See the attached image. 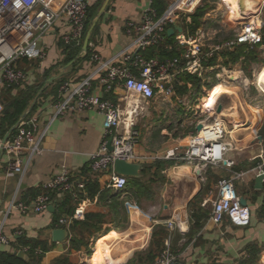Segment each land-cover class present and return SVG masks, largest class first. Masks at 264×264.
<instances>
[{
	"label": "crops",
	"instance_id": "1",
	"mask_svg": "<svg viewBox=\"0 0 264 264\" xmlns=\"http://www.w3.org/2000/svg\"><path fill=\"white\" fill-rule=\"evenodd\" d=\"M44 1L57 9L65 0ZM87 1L89 22L86 25L85 36L89 29L92 30L86 49L83 44L75 49L63 46L61 36L69 27L65 17L61 16L41 40V46L46 52L45 58L41 61L29 59L20 61L19 66L27 73L24 84L6 86L0 75L2 105L0 132L7 127L1 121L5 101L17 97L25 90L31 92L32 97L20 118H36L37 136L40 131L45 130L41 141L42 153L34 155L28 162L27 157L23 156L25 165L23 173H11L8 168V155L0 154V226L10 241L8 245H0V250L14 251L16 240L19 237H27L47 243L48 250L41 255L36 264H156L166 248L176 257L175 264H263L264 197L262 187L257 188L260 175L254 170L257 162L255 158L264 150V135L257 134L263 119L260 115L259 120L255 122L253 111L258 110L261 114V106L252 104L253 97L247 91L255 83L259 87V81L264 75V70L257 72L255 83L250 81L257 60L252 57L258 55L257 51L264 47V43L256 44L253 47L256 53L248 59L244 53H238L239 49L235 54L239 56H235L234 61L229 60L231 56H228V50L219 51L212 59V64H216L214 60L217 58V64L210 70L206 69L202 76L181 73L176 76L175 90L169 100L157 98L150 102L145 115L139 117L137 121L136 127L140 137L136 152L139 156L163 154L166 149L177 144L184 145L189 136L201 131L196 130L198 124L207 125L211 118L216 117L223 118L224 121L227 118L225 121L227 128L233 127L231 141L235 147L233 146L226 154V158L232 163L230 166L220 164L203 169L191 165L190 174L182 168L188 164L185 162L164 158L135 162L141 165L140 176L137 178L141 179L147 191L150 190V180L146 181V176H150L153 181L157 177L165 179L158 192L155 191L153 194L149 191L150 199L140 198L138 203L132 195L133 188L128 184L123 191L110 188L107 186L105 174H93L90 171L89 154L97 151L101 143L104 132L103 115L95 109H88L80 113L68 111L53 117L52 103L58 97L59 86L66 81L77 83L79 79L93 72L97 67L91 59L93 53H97L104 60L116 56H118L116 60H120V53L133 39V34H128L125 30L126 23H139L143 10L150 2V0ZM164 1L168 4L172 0ZM203 1L199 7H203L204 13L198 19L197 25L191 22V14L186 28L183 26L182 31L189 36H195L197 33L202 35L207 45L233 40L241 24L249 20L264 27V0H252V8L250 7L243 16L240 14L239 6L238 11L233 9L231 0H220L212 7H204ZM212 25L227 30L232 28V34L226 39L215 41L216 33L214 34L210 28ZM167 37L171 39L167 40ZM167 37L162 45L146 50L145 58L163 59L178 56L180 51L176 46L174 34ZM242 45L244 44L235 46L230 52ZM94 83L96 84L97 80ZM217 84L233 90L234 94L220 97L224 96L232 103L234 101L236 107L231 109L230 106L228 111L219 97L213 110L207 108L205 99H208L206 97L209 90L213 86L215 90ZM103 97L119 103L121 90L105 93ZM122 104L120 102V105ZM218 107L221 108L220 111ZM234 108L238 112L236 117L220 114L223 111L232 112ZM183 122H189L192 130L183 138L177 137L173 126ZM11 127L4 132L3 137L12 130ZM259 136L262 138L259 139ZM157 161L164 162L161 169L155 170L152 167L150 172L142 173L144 167ZM63 165L71 171L73 179H83L85 184L89 181L97 183L98 190L92 197L87 194L85 185V194H82L81 199L85 202L81 217L73 216L81 200L78 202L69 200L68 205L63 206L68 194L56 196L48 206L51 208L38 214H23L18 210L6 214L13 197L30 201ZM240 172L244 175L235 181V188L249 208L251 215L249 225L235 226L227 218L217 225L209 222L207 217L211 202L216 196L217 182L221 178ZM152 174L154 175L151 176ZM152 195L154 199L151 201ZM71 206L73 212L70 215L67 209ZM146 206L149 207L147 211L144 209ZM132 210L141 218L140 222L132 221ZM60 218H65L67 224H60ZM73 220L84 221L85 225H75L71 228ZM168 221L173 223V229L167 227ZM145 226L150 227L148 231H144ZM157 227L162 230L164 236H154L153 229ZM56 228L67 231L65 241H53L52 231ZM115 230L125 233L126 237L112 246L110 258L104 257L100 261H94L97 254L102 251L100 243ZM71 237L81 240L82 244L73 248L70 245ZM162 243L163 250L159 257L152 255L146 258V250L151 245L161 246ZM17 251H23L24 259H28L25 249H16L15 252Z\"/></svg>",
	"mask_w": 264,
	"mask_h": 264
},
{
	"label": "built area",
	"instance_id": "2",
	"mask_svg": "<svg viewBox=\"0 0 264 264\" xmlns=\"http://www.w3.org/2000/svg\"><path fill=\"white\" fill-rule=\"evenodd\" d=\"M202 1L172 0L162 13H158L153 0H150L139 23H126L125 30L128 34H133V39L120 53V60H116L118 56L104 60L97 53H93L91 59L97 64L93 72L79 79L77 83L66 81L59 86L58 97L52 103L53 117L68 111L80 113L88 109H95L103 115V136L97 151L89 154V166L93 174L106 175L107 186L110 188L123 191L128 184V178L114 170L117 159L135 163L164 158L190 163L203 169L207 166L232 164L226 154L233 148V128L228 130L226 122L217 117L210 124L203 125L200 131L203 135L199 132L189 136L184 145L177 144L166 149L163 154L139 156L136 152L140 137L136 127L139 117L145 115L151 101L157 98L169 100L172 97L176 76L189 73L200 77L206 69L210 70L217 64V58L214 60L216 64H212V59L219 51L230 52L240 44L253 48L262 42V26L249 20L241 24L233 40L222 44L207 45L204 37L198 33L189 36L184 31H175L174 38L180 51L178 56L145 58L146 50L164 43L167 29L180 24L184 30V23L190 20L189 15L196 11ZM88 13L87 0H65L57 9L44 0H0V75L3 83L6 86H20L26 82L27 73L19 66L20 61H41L45 58L46 52L41 46V40L61 16L65 17L69 27L61 36L63 46L80 47L85 38ZM116 89L121 90L119 103L103 97L105 93ZM259 91L264 95L261 89ZM120 102L123 104L120 105ZM1 110L0 104V112ZM36 121V118L22 117L8 133L6 140L0 136V154L8 155V168L11 173L24 172L23 156L27 157L28 162L43 151L41 141L45 130L40 131L37 136ZM109 143L111 151L108 149ZM255 159L257 162L254 170L262 176L261 191L264 197V150ZM243 175L242 172L234 173L217 182L216 196L211 202L207 217L209 222L217 225L227 218L235 226L249 225V208L241 203V196L235 188V181ZM63 194H68L77 202L85 194V181L73 179L71 171L64 165L42 185L30 201L13 197L6 214L13 210L23 214L41 213L47 210L56 196ZM83 203L85 202L81 200L75 208L74 217L82 216ZM59 223L67 224V220L60 218ZM167 227L173 229V223L168 221ZM8 244L10 241L0 226V245ZM23 249L26 250L27 247ZM175 262L176 257L166 250L156 264Z\"/></svg>",
	"mask_w": 264,
	"mask_h": 264
},
{
	"label": "trees",
	"instance_id": "3",
	"mask_svg": "<svg viewBox=\"0 0 264 264\" xmlns=\"http://www.w3.org/2000/svg\"><path fill=\"white\" fill-rule=\"evenodd\" d=\"M153 4H154V7L157 9L158 13H162L167 6V3L164 0H153ZM203 13H204L203 7L202 8L198 7L196 11L194 12V14H192L191 22L197 25L199 21L198 19L202 16ZM88 22H89V13H88L87 25H88ZM186 25L187 23H184L185 28H186ZM191 29L192 27L190 28V30ZM170 39H171L170 37H167V40H170ZM262 42L264 43V34L262 37ZM244 45L237 47L232 52H229L228 56L229 57L231 56L229 60L234 61L235 56H239V54L235 55L238 49L240 51V52L238 51V53H241V54L244 53L247 59L256 53L255 51H253L254 48L249 47L248 45L246 46ZM66 48L75 49V48H70V47H66ZM254 58L255 56L252 57V59ZM213 88L214 86L210 89V91L213 90ZM31 97H32V93L31 92L28 93V91L25 90L24 92L19 94L17 97L12 98L11 100L5 101V106L2 112L1 121H2V124L3 125L6 124L7 127L4 129V131L0 132L1 137H3V134L5 131H7V129H9L13 124L14 125L16 124L20 116L24 113L25 109L28 107ZM163 164L164 162L162 161L154 162L153 164L144 167L142 170V173L144 174L145 172H148V171L150 172L152 167H154L155 170H159V168L160 169L162 168ZM153 175L154 174H152L151 176ZM85 185L88 191L87 194L91 197L98 190L97 183H90L89 181ZM128 185L129 187L133 188L132 195L135 197L138 203H140L139 202L140 198L150 199L149 194L151 192L149 193V191L145 189L146 186L141 181V179L139 178L128 179ZM69 200L71 201L73 199L71 198V196L68 195L63 201L64 203L63 206L66 204L68 205ZM67 212L71 215L73 212V207L71 206L70 208H68ZM75 225H85V222L73 220L71 224V228ZM81 244H82L81 240L75 239L74 237L70 238V245L73 248H77ZM23 247H27L25 252L28 255V259L18 257L15 252L16 249H20ZM47 250H48V246H47V243H45L44 241H41L35 238L19 237V239H17L16 242L14 243V251H5V250L1 251L0 250V264H36L38 263V260L41 257V255Z\"/></svg>",
	"mask_w": 264,
	"mask_h": 264
},
{
	"label": "rangeland",
	"instance_id": "4",
	"mask_svg": "<svg viewBox=\"0 0 264 264\" xmlns=\"http://www.w3.org/2000/svg\"><path fill=\"white\" fill-rule=\"evenodd\" d=\"M220 0H205V1H203V5H204V7H212V6H215V4H216V2L218 3ZM256 22L258 23V21L256 20ZM233 25H234V23H233ZM210 28H212V30H213V33L216 35L215 37L216 38H214V40L215 41H220V40H223V39H226V38H228V37H230V35L232 34V28H228V30L226 29V28H218V27H215L214 25H212ZM264 27H262V32H264V29H263ZM253 51H255L256 52V50H253ZM258 52V55L257 56H255V59H257L256 60V69H255V71H254V75H253V77H251L252 79H250V81L252 82V83H255V80H256V76H255V74L258 72V73H260L262 70H264V47L262 48V49H260V50H258L257 51ZM252 64H254V63H252ZM257 73V74H258ZM231 84V83H230ZM251 85V84H250ZM216 87L217 86H220L219 84H217V85H215ZM230 86V85H229ZM252 88H250V89H248V91H247V93L250 95V96H252L251 98H252V104H255L256 106H261V114H259V111L258 110H256V113H253L254 114V118L256 119L257 118V115L259 114V117H258V119L260 118V115H261V118L263 119V124L261 125V126H259V129H257L258 130V132H257V134H259V135H264V95L263 94H261L260 92H258V90H257V88H256V83L253 85V86H251ZM215 88V87H214ZM259 88L264 92V75H263V77L260 79V81H259ZM253 89V90H252ZM255 89V90H254ZM214 90V89H213ZM213 90H209V92H208V95H207V97L206 98H209L210 97V95L209 94H211L212 92H213ZM256 92V93H255ZM256 94H258V96L256 95ZM229 99L228 98H224V96H222V97H220V101L225 105V106H227L226 108H227V110L229 111L230 109H229V107L231 106V109L233 108V107H235L234 105V101H233V103L231 102V101H228ZM213 110V109H212ZM211 117V116H210ZM223 119V118H222ZM227 119V118H226ZM226 119H225V121H226ZM224 120V119H223ZM212 122V118L210 119V121H209V124ZM208 123V122H207ZM231 128H233V127H231ZM227 129H229V127L227 128ZM173 130H174V133H176V136L178 137H185L186 135H188V134H190L189 133V131L190 130H192V125H190V123L189 122H183V123H181V124H175L174 126H173ZM185 135V136H184ZM264 137V136H263ZM234 146V145H233ZM235 147V146H234ZM182 168H184L183 170L184 171H186L187 169H186V166H183ZM147 178H146V181H147V179H150L149 177L150 176H146ZM165 182V179H163V177H157L156 178V180H154L153 181V179H150V181H149V191L150 192H152L153 194H155V191H159V189L161 188V185L163 184ZM154 199V196L152 195L151 196V201ZM144 206V205H143ZM147 207V206H146ZM148 208L149 207H147V208H145L144 207V209H145V211H147L148 210ZM157 224H159L158 222H156ZM128 224V223H127ZM127 227L129 226V224L128 225H126ZM160 226H162V225H159V227ZM126 228V227H125ZM153 233H154V236L155 237H162V236H164L163 235V233H162V230L160 229V228H154L153 229ZM87 247H88V245H87ZM92 247H93V245H92ZM90 250H91V247L89 246L88 247ZM162 250H163V243L161 244V246H160V244L159 245H157L156 244V246H153V245H151L147 250H146V258H150L152 255H155V257L157 258V257H159V255L161 254V252H162ZM166 250H167V248H166ZM166 250H164V251H166ZM163 251V252H164ZM91 252V251H90ZM163 252H162V254H163Z\"/></svg>",
	"mask_w": 264,
	"mask_h": 264
},
{
	"label": "bare ground",
	"instance_id": "5",
	"mask_svg": "<svg viewBox=\"0 0 264 264\" xmlns=\"http://www.w3.org/2000/svg\"><path fill=\"white\" fill-rule=\"evenodd\" d=\"M232 1V5H233V9L234 10H236V11H238V6H239V0H231ZM245 2V12H247L248 11V9L251 7L252 8V6H253V2H252V0H245L244 1ZM239 10H240V7H239ZM235 14V13H234ZM240 14L242 15V13H241V10H240ZM243 16V15H242ZM239 17H241V16H239ZM257 87H258V85H257ZM259 88V87H258ZM260 89V88H259ZM232 94H234V92H233V90L232 89H230L229 87H224V86H222V85H220V86H217V88L210 94V97L206 100L205 99V101L207 102V108H209V109H213V107H214V105H215V103H216V101L219 99V97L221 96V95H232ZM236 105V104H235ZM236 107V106H235ZM221 109V108H220ZM253 113H256V110L255 111H253ZM221 115H232V116H234V117H236L237 115H238V112H237V110L234 108L233 110H232V112H229V113H226L225 111H223V112H221L220 113ZM219 114V115H220ZM258 117H259V114L257 115V118L255 119V122L256 121H258L259 119H258ZM237 124V123H236ZM237 125H239V124H237ZM240 128V127H239ZM238 130H240V129H238ZM237 130V131H238ZM200 134L201 135H203V132H200ZM232 137V136H231ZM207 138H209V136H207ZM192 164H185L184 166H186V169H187V171H185L187 174H190L191 173V169H192V166H191ZM175 214V213H174ZM131 216H132V221L133 222H140L141 221V218L140 217H138V215L135 213V212H133V210H132V214H131ZM150 228V227H149ZM149 228L148 227H146L145 226V228H144V231H148L149 230ZM139 236V235H138ZM124 237H126V234L125 233H123V232H120V231H113V233H112V235H110V236H108L107 238H105L102 242L103 243H100V247H101V253H99V254H97V256L94 258V261H100V259L101 258H104V257H109L110 258V251H111V248H112V246H114V245H116V244H118L120 241H122L123 239H124ZM145 237V236H144ZM263 264H264V262H263Z\"/></svg>",
	"mask_w": 264,
	"mask_h": 264
},
{
	"label": "water",
	"instance_id": "6",
	"mask_svg": "<svg viewBox=\"0 0 264 264\" xmlns=\"http://www.w3.org/2000/svg\"><path fill=\"white\" fill-rule=\"evenodd\" d=\"M244 1L245 0H239V7H240L242 15H244L245 13V2ZM91 30L92 29H89V31L87 32L84 38V41H83L84 49L87 48ZM175 31L182 32V26L177 24V25H174L172 28L167 29V35L171 36L175 33ZM218 111H220V107H218ZM202 127H203L202 124H198L196 126V130L200 131ZM7 137H8V133L4 136L3 140H6ZM258 138L261 139L262 137L259 136ZM108 149L110 151L112 150L110 143L108 144ZM114 170L116 173L120 175H124V176L131 177V178H137L140 176L141 165L139 163H131V162H126L124 160L117 159L114 162ZM261 181H262V176L260 175L258 177L257 188L262 187ZM241 203L243 205H246L245 199L241 198ZM48 208H51V206ZM66 237H67V231L63 228H56L52 231V239L54 242H63L65 241ZM16 254L18 257H21V258L25 257V253L23 251H17Z\"/></svg>",
	"mask_w": 264,
	"mask_h": 264
}]
</instances>
